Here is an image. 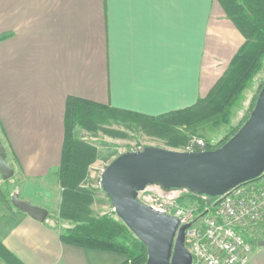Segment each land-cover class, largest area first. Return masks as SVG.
I'll return each instance as SVG.
<instances>
[{
    "label": "crops",
    "instance_id": "1",
    "mask_svg": "<svg viewBox=\"0 0 264 264\" xmlns=\"http://www.w3.org/2000/svg\"><path fill=\"white\" fill-rule=\"evenodd\" d=\"M244 41L217 0H0V141L14 169L0 177V243L23 264H121L122 254L61 242L12 195L60 203L68 97L149 116L184 109ZM248 264H264V246Z\"/></svg>",
    "mask_w": 264,
    "mask_h": 264
},
{
    "label": "water",
    "instance_id": "2",
    "mask_svg": "<svg viewBox=\"0 0 264 264\" xmlns=\"http://www.w3.org/2000/svg\"><path fill=\"white\" fill-rule=\"evenodd\" d=\"M14 174L0 141V177ZM264 174V83L260 87L248 118L221 146L203 151H175L146 146L116 156L99 177L100 188L112 210L146 247L144 264H191L184 244L186 225L140 202L139 192L157 185L164 191L186 189L196 195L218 197L232 188ZM11 203L37 221L48 211L15 193ZM264 246V240L256 241Z\"/></svg>",
    "mask_w": 264,
    "mask_h": 264
},
{
    "label": "trees",
    "instance_id": "3",
    "mask_svg": "<svg viewBox=\"0 0 264 264\" xmlns=\"http://www.w3.org/2000/svg\"><path fill=\"white\" fill-rule=\"evenodd\" d=\"M217 1L227 17L244 36L245 41L210 92L192 106L149 116L78 97L70 96L66 99L64 139L58 167V178L63 189L60 214L70 218L73 224L60 233L61 242L126 255L127 259L123 264L145 263L146 247L114 211L98 218L87 217L91 195L87 190L81 188L79 183L85 174L84 161L88 160L90 155H86L80 149L84 145L73 138L72 128L77 123H85L86 117L94 115L101 119L112 116L122 121L135 120L144 128L161 129V132L165 134L173 132L174 127L178 125L196 128L204 123H211L214 126L227 123L243 90L264 64V0ZM226 140L218 141L217 144H210L206 141L207 150L221 146ZM81 161L84 165L81 164ZM191 194L198 198L207 197ZM207 198L212 199L211 197ZM0 257L8 264H23L1 243Z\"/></svg>",
    "mask_w": 264,
    "mask_h": 264
},
{
    "label": "rangeland",
    "instance_id": "4",
    "mask_svg": "<svg viewBox=\"0 0 264 264\" xmlns=\"http://www.w3.org/2000/svg\"><path fill=\"white\" fill-rule=\"evenodd\" d=\"M263 83L264 64L249 81L248 86L243 90L241 98L238 100L237 105L233 107L227 123L218 126H214L211 123H204L196 128L178 125L174 127L173 132L165 134L164 132H161V129L152 130L150 128H144L135 120L129 119L122 121L112 116L101 119L97 115H94L95 117H86L85 123L75 124L72 128L73 138L82 142L84 146H80V149H82L86 155H90L89 159L84 161L85 165L81 161V164L85 166V174L83 180L79 183V186L87 190L89 195H91V201L88 203L89 213L87 217L98 218L113 211L111 202L101 190L98 183L102 169H104L116 156L137 146H155L181 151V149H183L188 142L195 137L208 141L210 144H217L218 141L221 142L222 140L228 139L248 118L250 111L254 106L258 91ZM91 102L98 103L95 101ZM77 150L76 151L79 152V149ZM261 176V178L255 179L254 181L264 183V174ZM57 179L61 189L60 203L53 207H49V209L46 210L48 211L47 219L50 221V224L55 226V229L60 235V233H63L67 227L73 224V221L60 214L63 189L59 182L58 171ZM249 187L250 184H247L240 189L247 191ZM142 192L144 195L152 197L161 196L163 194H168L174 198L178 197L181 204L186 208L196 209V211L193 212L194 216H198L202 213L203 209L211 208L212 204L216 201L215 198H198L186 189L164 191L157 185L147 186L139 193ZM261 209L258 218L253 223L244 226L245 236L253 242L254 247L257 245L256 241L258 239L264 240V208ZM123 256L125 259L121 264L127 259L126 255Z\"/></svg>",
    "mask_w": 264,
    "mask_h": 264
},
{
    "label": "built area",
    "instance_id": "5",
    "mask_svg": "<svg viewBox=\"0 0 264 264\" xmlns=\"http://www.w3.org/2000/svg\"><path fill=\"white\" fill-rule=\"evenodd\" d=\"M205 142L195 137L181 151L207 150ZM143 148L137 146L128 151ZM254 180L216 197L212 207L203 209L198 216L193 213L196 209L186 208L178 197L168 194L152 197L142 192L138 193L137 199L153 210L176 217L179 226L188 225L184 231V244L191 254V264H248L254 246L245 236L244 226L253 223L264 208V183ZM98 184L100 186V182ZM247 184H250L247 191L240 189Z\"/></svg>",
    "mask_w": 264,
    "mask_h": 264
}]
</instances>
